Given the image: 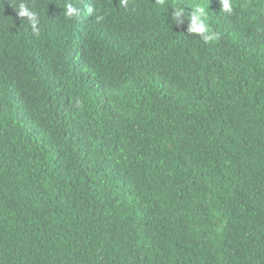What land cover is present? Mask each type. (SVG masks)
<instances>
[{
  "label": "trees",
  "instance_id": "obj_1",
  "mask_svg": "<svg viewBox=\"0 0 264 264\" xmlns=\"http://www.w3.org/2000/svg\"><path fill=\"white\" fill-rule=\"evenodd\" d=\"M230 2L0 0V264H264V0Z\"/></svg>",
  "mask_w": 264,
  "mask_h": 264
},
{
  "label": "clouds",
  "instance_id": "obj_2",
  "mask_svg": "<svg viewBox=\"0 0 264 264\" xmlns=\"http://www.w3.org/2000/svg\"><path fill=\"white\" fill-rule=\"evenodd\" d=\"M128 0H119V5L122 7H127ZM221 4V11L227 14H232L233 13V5L230 2V0H220ZM88 12L91 13L93 11L92 7H88ZM18 18H27L29 21L32 31L34 33L39 32V18L37 14L33 11H31L27 5L23 2L19 4L18 10H15ZM65 14L67 17L72 18V17H79L80 15V9L76 6H74L71 3H68L66 5L65 9ZM181 15H184V9H175L173 12L174 19L177 20ZM190 25L188 28V33H198L201 34L202 39L205 42L212 41L214 39H217V35H210L208 34L209 29L208 25L206 23L207 21V12L205 7L203 6H197L191 13L190 16Z\"/></svg>",
  "mask_w": 264,
  "mask_h": 264
}]
</instances>
